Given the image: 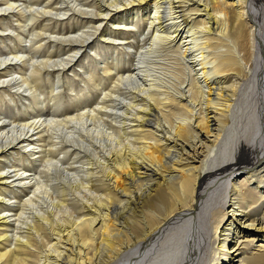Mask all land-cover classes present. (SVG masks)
<instances>
[{
  "label": "bare ground",
  "instance_id": "bare-ground-1",
  "mask_svg": "<svg viewBox=\"0 0 264 264\" xmlns=\"http://www.w3.org/2000/svg\"><path fill=\"white\" fill-rule=\"evenodd\" d=\"M53 1L0 8L3 22L12 10L7 18L29 23L24 37L11 30L27 55L0 56L9 77L17 62L27 66L22 84L11 77L18 90L35 91L31 79L44 68L60 76L107 29L137 28L142 11L147 25L131 51L135 64L125 74L123 62L104 65L114 84L88 108L0 121L5 155L13 146L33 156L35 135H50L35 178L1 172L0 188L14 177L26 198L11 205L17 213H0V264H264V0ZM41 17L49 23L29 31ZM44 35L66 55L40 58L33 46ZM58 144L65 148L54 154Z\"/></svg>",
  "mask_w": 264,
  "mask_h": 264
},
{
  "label": "rangeland",
  "instance_id": "rangeland-1",
  "mask_svg": "<svg viewBox=\"0 0 264 264\" xmlns=\"http://www.w3.org/2000/svg\"><path fill=\"white\" fill-rule=\"evenodd\" d=\"M28 1L29 0H0V8L6 7L11 2L12 3L15 2V3H19V4H21V3L26 4ZM32 1H35V0H32ZM39 1L42 3L44 2V0H39ZM205 1L206 0H203V2H205ZM56 2H57V0L53 1V3H51L52 6H58ZM189 3H191L190 0H189ZM5 4H7V5H5ZM193 7L194 6H190L188 8L189 10L185 11L187 19L189 21H191V23L189 24L190 26H192L191 24L193 21L190 19L194 18L193 13H195V12L191 11V8H193ZM202 7H203V5L200 6V8H202ZM5 12H4V14H5L4 16H6L5 22H3L4 20L3 21L1 20L3 17L0 14V34L1 35L5 34V37H6V36H8V33H9V34H12L11 35L12 38L6 39L5 40L6 42L5 41L2 42L0 39V56H2V55L4 56V55H8V54L9 55L10 54L22 55L24 53H26L24 55H27V51H23V53H22L23 49L21 48L22 47L21 44L23 41H21V39H22V37L27 35L26 33H28L27 29L24 28V25L27 24L28 22L25 21L26 19L23 18L21 15H18V13H15L14 14L15 16H13V17L7 18V15L8 14L12 15L13 11L9 10L6 13ZM2 14H3V12H2ZM16 19H18V20H16ZM22 19L24 21H22ZM45 19H46V17H41L39 19V22H36L35 24L30 25L31 27H28V29L31 28L29 31L32 30V27H36V29L39 30L40 25L42 26L43 23H49V22H46ZM138 19L133 21V25L137 26V28L134 26L130 27V28L133 27L132 28L133 30L125 29V31H124L123 29H121L120 32H122V33H120V34L118 33V31L111 32V29H109V30L107 29L108 33L106 31H104V33L105 32L107 33L108 37L112 38V36H113L114 39L122 40L121 42H124L127 47L131 48L130 52H128V50L124 47L109 49V48H107L109 41L103 42V40H105L107 38V36H105L103 38V40H102V38L98 37L99 42L95 41L96 43L94 42L90 46V47H93V49L87 48L85 51L86 54L84 53V55L82 56L81 59H79L78 61H75L74 63H76V64L72 63L70 66L63 69V72H62V74H60V76L57 72L54 71L55 68H53V69L44 68L41 71V74L39 76L38 81H34L33 79H31L32 82H30V83L34 84V85L36 84V86L34 87L35 91L34 90H32V92L30 90L28 91L27 86H22L23 88L21 87V90H18L16 88V85H14L15 82L12 81V78H16V81L18 79L17 83H19V82H21L19 80V76L22 77L24 75L25 76L27 75V66L25 64L17 62V65H15L12 68V70L10 71V73H13V72H15V73H13V75L10 77L7 76V74H9V72L1 71L0 72L1 73L0 79L6 80V83L4 85L0 84V121L2 120V121H4V123L7 122L5 124L8 125V124H10V122L19 123V122H21V119L23 121L21 123L29 122L30 120H33L34 118H35V120L36 119L37 120L42 119L41 121L44 120L43 118L49 119L50 117L60 119V118L66 117L67 115L69 116V115H72V114L80 111V109L82 107L88 108V106H90V104L91 105L93 104L92 102H94V100L96 98L102 97L103 93H105L106 91L109 92L110 89H112V85L114 84L113 82L115 79L113 77L116 76L117 74L111 69H108V70L103 69L106 65L110 64V66L115 67L116 64L121 65L118 63L123 62L121 69L126 71V72H124V74H125L128 72V68H130V66L133 63L135 64V62L133 61L134 58H133L132 53L134 52V48H137L138 45L141 43L140 41H138V39H139L138 33H142L146 29L147 14L144 13V11H142L141 17H138ZM51 22L52 21H50V23ZM232 22L233 21L231 20L230 21L231 25L233 24ZM19 23H21L20 26H19ZM72 23H73L72 25H76V24H78L79 26L81 25V22L77 23L74 21ZM85 23L87 24V22H85ZM109 24H110V22L107 23V25H109ZM144 24H145V26H144ZM193 24H196V22L193 21ZM61 25H63V24H61ZM65 26L68 28L69 25L66 24ZM8 28H9V30H6ZM109 28H111V26ZM142 28H144V29H142ZM11 30H14L17 33H20L22 37L17 38L16 35L14 36V34L11 33ZM24 30L26 31L25 33H24ZM114 33L115 34L117 33L118 35L115 36ZM132 34H133V36H132ZM134 34H135V36H134ZM136 35H137V37H136ZM124 37H125V39H124ZM126 39L128 42L126 41ZM60 49L64 53V49H65L64 47H62V48L59 46L53 47L50 39L46 38L45 35L42 37H39L37 39V43L35 44V46H33V51L34 52L37 51L36 53L40 56V58H45L47 55H51V54H53V58H57L56 55L60 51ZM20 51H21V53H20ZM131 51H132V53H131ZM9 52H11V53H9ZM94 52L95 53L98 52V55L95 56ZM107 52H108V55H107ZM120 52L123 54H121ZM125 53H126V55H125ZM65 55H66V53L63 54V56H65ZM118 55L120 57V58L117 57L118 59H114V60L109 59V56L115 57ZM105 60H107V62H108L107 64L104 63ZM242 78L243 77H241L240 80H242ZM233 79L234 78L232 77V80ZM19 84H22V83H19ZM102 91H104V92H102ZM40 97H42V98H40ZM107 99H110V97H108ZM32 109H33V111H32ZM34 113L36 114V116L34 115ZM33 116H35V117H33ZM11 118L13 119V121L11 120ZM9 119L11 120L10 122H8ZM26 119L29 121H27ZM0 123H2V122H0ZM8 127L10 128V125ZM42 131H43L42 132L43 134L40 132L39 134L35 135V137H34L35 140L33 142H31L32 145L30 144L31 147L36 148V152H35L36 154L35 155L27 157L28 156L27 153L24 154L23 150H21V151L15 150L13 146H10V148H9L10 149L8 152L9 155L8 154L5 155L3 153H0V155H1L0 156V175H1V172L5 170V168L10 171L9 172L10 174L8 176H10V175L12 176L13 175L12 173L15 174L16 172L17 173L26 172V174L28 176L31 175L32 178H35V174L37 176L38 173L40 171H42L44 164H46V162H45V159L47 158L46 149H49V145L46 144V142L50 144V140H48L50 138L49 133H47V131H46V133H44V130H42ZM44 134H46V135H44ZM47 137H48V139H47ZM35 141H37V142H35ZM38 146H39V148L40 147L41 148L38 149L37 148ZM12 147H13V149H12ZM63 148H65V146L58 144L56 146V148H52L53 153L54 154H60L59 152H62ZM20 152H21V154H20ZM70 153L72 154V152H69L65 156L62 153L61 156L62 157L64 156L63 158L66 160V159L70 158L69 157V156H71ZM10 154H11V157H10ZM34 156L35 157L37 156L36 158L38 160H36V161L31 160V157H34ZM25 157L27 158V160ZM26 161H28V162L26 163ZM33 161H35V162H33ZM10 163H12V164H10ZM28 163L31 166H29ZM8 165H9V167H8ZM12 169H14V170H12ZM16 178L17 177H15V179ZM13 179H14V177L8 178L7 184L4 183L3 185H1V188H0V211H1L0 213L5 212V215H11V214L13 215L14 213H17L16 210L18 208L15 206L11 207V205L17 204L18 202H20L21 200L26 198V196H25L26 191H24L22 188H19L18 185H16V183L14 184V182H16L17 180L13 181ZM1 181L2 180L0 179V182ZM10 181H13V183ZM27 181L28 180H25L24 182H27ZM73 193H74V195L76 194V192H73ZM79 199L83 200L82 198H79ZM7 200H8V203H6ZM16 201H18V202H16ZM80 203H85V201L84 202L80 201ZM80 203H79V205H80ZM6 208H8V209H6ZM120 210H121V208L118 209V211H120ZM14 219H15V216L13 218H11V220H14ZM9 222H10V224L6 228L5 232H7V230L9 231L12 229V227L10 225H12L13 221H9ZM256 244L258 245V242H256ZM255 247H257V246H255ZM221 250H222V247H221Z\"/></svg>",
  "mask_w": 264,
  "mask_h": 264
}]
</instances>
